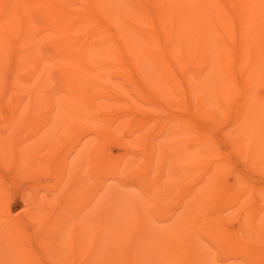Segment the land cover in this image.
<instances>
[{"label": "bare ground", "instance_id": "bare-ground-1", "mask_svg": "<svg viewBox=\"0 0 264 264\" xmlns=\"http://www.w3.org/2000/svg\"><path fill=\"white\" fill-rule=\"evenodd\" d=\"M6 64L0 264H264V0H0V70ZM108 77L119 99L102 89ZM46 94L52 105L27 132L31 105ZM120 102L135 125L108 115ZM143 130L159 140L138 157L127 149ZM124 131L125 151L108 156L103 142ZM60 146L57 182L45 183ZM160 160L166 183L156 188ZM14 175L29 177V190L10 189ZM109 178H134L154 221L102 209ZM161 189L179 198L170 214L152 209Z\"/></svg>", "mask_w": 264, "mask_h": 264}, {"label": "rangeland", "instance_id": "rangeland-1", "mask_svg": "<svg viewBox=\"0 0 264 264\" xmlns=\"http://www.w3.org/2000/svg\"><path fill=\"white\" fill-rule=\"evenodd\" d=\"M9 70H10V65L6 64V65L2 66V68L0 70L2 73L1 72L0 73L2 75L4 74V76H6L8 74ZM52 76L54 77L55 74H52ZM3 78H2V81H3ZM114 80H115L114 78L108 77V79L101 80L99 83L102 84V89L107 91V93H110V95L113 98L119 99L120 98L119 95L115 94V90H114V86H113ZM2 81L0 82V85H2L1 87L4 88V86H7V83L5 81L2 83ZM86 82H87V79L85 80V83ZM52 88H54L52 90V92L56 94L55 96H57V97L62 96V92L59 91V88H60L59 84H55ZM85 88H88V91L91 94L93 93L92 90L94 92H97L98 89H99V87H97V84H94V83H92L91 85L89 83H87ZM141 90L146 92V93H149L150 92V87L147 86V85H144ZM19 93H21V91H19ZM46 96H47V94L42 96V99L38 103H35L33 106L31 105V110H30V115H29L30 117H29V119H28V121L26 123V125H27L26 126L27 127L26 131L27 132H29V131H31V130H33L35 128L34 121H35V119L38 116L37 113H39L42 110L50 108V106L52 105V103H50V101H47ZM114 103H115V100H113L111 102V104H114ZM125 105L126 104L122 103V102H120L119 105H110V106H108L106 111L108 112V115L111 116L112 118H116V119H120V120H121V118H123L124 120H126L128 122V124L133 126V125L136 124V119H135L134 116H127L126 115L127 112H126ZM83 111H85V110H80V114H82ZM153 111H154V113H152V117L151 118H153L155 120H158V121H161V120H163L165 118V115H164L163 112H159V111H156V110H153ZM74 112L77 113V110L75 109ZM6 113L7 112H4V114H6ZM59 114L64 116L62 109H60ZM149 120H151V119H149ZM82 127H83V130L81 129L83 131L82 134H84L85 131L87 132L88 128L90 129V127H88V126H87L88 128L86 127V124H82L81 128ZM144 131L145 130L140 132L141 135H145L144 141L138 142V143L132 145L131 148L127 149L128 152H132L133 154H137L138 157H142L143 153H145V154L148 153V149L147 148H148V145H149V143L151 141L159 140L158 136L153 135L152 132L144 133ZM107 133H108V136L109 135L112 136L111 132H107ZM119 133H121V132H118V134ZM118 134L116 135V138L115 137L114 138L113 137H109V138H106V140L103 142L104 152L110 157H115V156H117L120 153L125 151V148L122 146V144H123L122 140L127 138L126 137V133L124 131L121 134H119V136H118ZM82 137H83V135H82ZM41 147H44V149L40 150V152L37 154L38 158H39L40 154H41L40 157H43L44 154L46 155V148L47 147H45V146H41ZM158 151H159V153L156 151V153L158 155H161L162 152H163L162 149H158ZM64 155H65L64 154V146H60L58 148V160L56 159L54 161L48 162V165H47L48 171H47V173H41V175L46 176L45 183H48L50 181L49 183H53L54 184L53 180H55V184H56V182H57L56 178L54 177L53 174H50V172L56 166V164H58V161H59L60 157L63 158ZM152 161H154V159H152ZM77 166H78V169L85 170L83 163L78 164ZM165 166L167 167L166 162H163V161L160 160L159 161V167L157 169L158 173L156 174L155 180H153L158 185V186H156V188H161L162 185L166 183V181H165L166 176H165V173H164V171L166 170ZM3 174L1 172V175H3ZM27 174L30 176V180L27 179L29 177H25L24 176L26 178V179H24V178H21V177H17V175H14V177H15L14 185L17 184V186L9 184V186H11L9 188L13 189V191H14L16 189V187L17 188L19 187L18 188L19 190L23 189L24 191L25 190L27 191V190H29V185L31 183L29 181H31V179L36 184H39V185H41V183L43 184V181H44L45 177L40 176L39 175L40 173L39 174L38 173L35 174L37 176L39 175V179L40 180H38V178L36 179V176H33L32 174L31 175L29 173H27ZM23 175H25V174H22V176ZM246 175H247V177H248V179L250 181L256 180V179L259 178L257 176V174L252 172V171H247ZM130 181L135 182V179L134 178L128 179V184H131V185H128V186H131V187L124 186V185L122 186L119 182H117L115 179H112V178H109V179L105 180L103 182L105 187H104V192H103L102 198L100 199V207L102 209H107V208L115 209L116 206H119L118 209L121 208V211H122V209H124V211H129V213H131L133 216H135L136 220L145 221L146 219H150L151 221H154V219L152 218V214L150 212L147 213L145 211V208H146V203L145 202H148V201L144 200V198H143L144 195H142L143 193L141 192V190L138 187H136L134 185V183H132ZM156 192H158L156 197L159 199V202L153 204L152 209L154 211H156V212H162V213H165V214L172 213L176 209L177 203H178V199H179L177 197V195L175 194L176 191H174L175 193H173V194H170L171 192L165 191L164 189L158 190ZM65 197H66L65 193H61L58 196L53 194L51 196L52 200H54V201H55V199H62L63 200ZM19 204H20V200L18 198L15 201V205L18 206ZM129 213L127 212L125 214H122L121 217H124L125 215H129ZM25 226H26V228L28 230L31 229L30 228V226H31L30 223H28V224L26 223ZM134 226L135 225L133 224L132 228H134ZM37 233H38V235H41L43 232H40V230H37L36 234ZM173 263L174 264H186V262L184 260H179V259L175 260Z\"/></svg>", "mask_w": 264, "mask_h": 264}]
</instances>
